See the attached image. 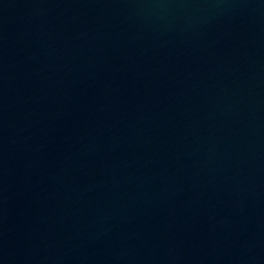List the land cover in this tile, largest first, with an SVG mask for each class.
Segmentation results:
<instances>
[{"label": "water", "instance_id": "water-1", "mask_svg": "<svg viewBox=\"0 0 264 264\" xmlns=\"http://www.w3.org/2000/svg\"><path fill=\"white\" fill-rule=\"evenodd\" d=\"M0 264H264V0H0Z\"/></svg>", "mask_w": 264, "mask_h": 264}]
</instances>
